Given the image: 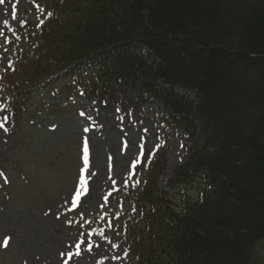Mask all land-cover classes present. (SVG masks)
Instances as JSON below:
<instances>
[{"label": "trees", "instance_id": "16d2710c", "mask_svg": "<svg viewBox=\"0 0 264 264\" xmlns=\"http://www.w3.org/2000/svg\"><path fill=\"white\" fill-rule=\"evenodd\" d=\"M36 2L48 13L31 30L38 58L0 67L12 123L54 61L57 73L87 71L95 95L162 102L167 124L192 141L169 181L179 204L159 185L166 159L154 165L140 217L122 230L125 260L264 264V0ZM19 76L30 88H15ZM197 177L194 200L185 186Z\"/></svg>", "mask_w": 264, "mask_h": 264}, {"label": "rangeland", "instance_id": "374dc122", "mask_svg": "<svg viewBox=\"0 0 264 264\" xmlns=\"http://www.w3.org/2000/svg\"><path fill=\"white\" fill-rule=\"evenodd\" d=\"M41 9L36 0L0 3L1 68L38 58L31 30L48 15ZM50 65L53 74L32 84V100L12 126L2 106L9 89L0 84V264H130L125 221L140 217L137 198L161 159L159 185L180 203L181 189L169 181L193 145L190 136L167 124L162 102L95 95L85 85L87 71L61 74ZM18 78L16 89L30 88ZM83 137L91 140L87 164ZM185 187L196 200L204 184L197 177ZM257 248L263 255L264 243Z\"/></svg>", "mask_w": 264, "mask_h": 264}, {"label": "snow or ice", "instance_id": "6c2138e0", "mask_svg": "<svg viewBox=\"0 0 264 264\" xmlns=\"http://www.w3.org/2000/svg\"><path fill=\"white\" fill-rule=\"evenodd\" d=\"M4 2V0H0V3H3ZM84 151H85V164H87V151H88V149H87V147L85 146V149H84ZM84 188V184L82 183L81 184V189H83ZM79 191L77 192V198L79 197ZM6 244H7V241H5V246H6ZM77 247H79V245L77 246Z\"/></svg>", "mask_w": 264, "mask_h": 264}]
</instances>
